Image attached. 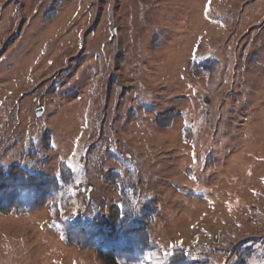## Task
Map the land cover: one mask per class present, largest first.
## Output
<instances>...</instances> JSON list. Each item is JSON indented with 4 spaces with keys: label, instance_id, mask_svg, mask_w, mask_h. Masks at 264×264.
Masks as SVG:
<instances>
[{
    "label": "rangeland",
    "instance_id": "rangeland-1",
    "mask_svg": "<svg viewBox=\"0 0 264 264\" xmlns=\"http://www.w3.org/2000/svg\"><path fill=\"white\" fill-rule=\"evenodd\" d=\"M53 2L0 0V166L72 180L0 215V264H106L65 234L102 239L122 192L157 246L140 264H264V0Z\"/></svg>",
    "mask_w": 264,
    "mask_h": 264
},
{
    "label": "trees",
    "instance_id": "trees-1",
    "mask_svg": "<svg viewBox=\"0 0 264 264\" xmlns=\"http://www.w3.org/2000/svg\"><path fill=\"white\" fill-rule=\"evenodd\" d=\"M60 0L53 2L56 8ZM56 12L53 10L47 15L46 20L54 19ZM207 66L195 65L190 73L198 76ZM179 116V112H168L159 116L155 122L159 128H167L171 122ZM44 148L51 150L50 141L44 139ZM33 154L30 153L29 157ZM72 180V172L64 163L58 165V175L51 177L37 176L23 166H0V215L24 214L33 208H53L63 199V191ZM121 176L117 172L110 171L104 176L107 183L120 182ZM148 225L151 223V215L146 213L141 216ZM134 210L125 192H122L119 205H113L109 210L107 219L108 230L102 239L97 240L89 235L81 223L70 226L65 234L68 245L92 249L106 264H140L147 250L156 249V245L148 239L146 229L142 225H135ZM166 264H189L186 256L180 251H173ZM250 250L240 249L238 256L249 257Z\"/></svg>",
    "mask_w": 264,
    "mask_h": 264
},
{
    "label": "water",
    "instance_id": "water-1",
    "mask_svg": "<svg viewBox=\"0 0 264 264\" xmlns=\"http://www.w3.org/2000/svg\"><path fill=\"white\" fill-rule=\"evenodd\" d=\"M41 113H42V110H37L36 112L37 116L41 115Z\"/></svg>",
    "mask_w": 264,
    "mask_h": 264
},
{
    "label": "snow or ice",
    "instance_id": "snow-or-ice-1",
    "mask_svg": "<svg viewBox=\"0 0 264 264\" xmlns=\"http://www.w3.org/2000/svg\"><path fill=\"white\" fill-rule=\"evenodd\" d=\"M146 259H147V257H146Z\"/></svg>",
    "mask_w": 264,
    "mask_h": 264
}]
</instances>
